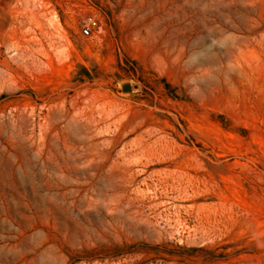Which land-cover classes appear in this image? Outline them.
<instances>
[{
    "label": "rangeland",
    "instance_id": "rangeland-1",
    "mask_svg": "<svg viewBox=\"0 0 264 264\" xmlns=\"http://www.w3.org/2000/svg\"><path fill=\"white\" fill-rule=\"evenodd\" d=\"M0 264H264V0H0Z\"/></svg>",
    "mask_w": 264,
    "mask_h": 264
},
{
    "label": "built area",
    "instance_id": "built-area-1",
    "mask_svg": "<svg viewBox=\"0 0 264 264\" xmlns=\"http://www.w3.org/2000/svg\"><path fill=\"white\" fill-rule=\"evenodd\" d=\"M100 30V22L94 16H88L80 29V34L83 37H92Z\"/></svg>",
    "mask_w": 264,
    "mask_h": 264
},
{
    "label": "water",
    "instance_id": "water-1",
    "mask_svg": "<svg viewBox=\"0 0 264 264\" xmlns=\"http://www.w3.org/2000/svg\"><path fill=\"white\" fill-rule=\"evenodd\" d=\"M129 89H130V87L128 85H124L123 88H122L123 91H127Z\"/></svg>",
    "mask_w": 264,
    "mask_h": 264
}]
</instances>
